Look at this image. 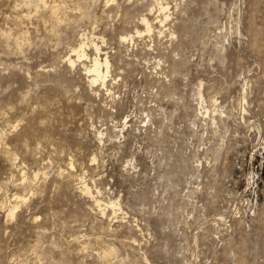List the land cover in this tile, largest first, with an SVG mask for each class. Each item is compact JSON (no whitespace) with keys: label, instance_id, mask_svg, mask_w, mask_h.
<instances>
[{"label":"rangeland","instance_id":"obj_1","mask_svg":"<svg viewBox=\"0 0 264 264\" xmlns=\"http://www.w3.org/2000/svg\"><path fill=\"white\" fill-rule=\"evenodd\" d=\"M47 1L0 0V264H264V0Z\"/></svg>","mask_w":264,"mask_h":264},{"label":"bare ground","instance_id":"obj_2","mask_svg":"<svg viewBox=\"0 0 264 264\" xmlns=\"http://www.w3.org/2000/svg\"><path fill=\"white\" fill-rule=\"evenodd\" d=\"M34 8H36L37 11L40 10V9H43L45 11V13L48 15V18L51 19L54 23H56V22L59 23L60 20H61V18L59 16L61 14L62 7H61L60 4H58L56 2L49 3L47 0H39V3H37ZM154 10H156L158 12V16L159 15H161V16L163 15L164 19H167L168 16H165V15L170 10V7H169V5L165 4L163 2V0H159V1H157L155 7L150 12H153ZM29 11H31V10H29ZM149 15H152V13L149 14ZM27 16H28V13H27ZM22 17H24V16H22ZM51 20H50V22H51ZM160 22L163 23L162 20ZM141 25L144 27V30L141 31V32L138 31L137 32L138 34H142V32L150 34L154 30L153 22L151 21V18L148 17V16H143L142 17ZM55 31H56V29H55ZM81 38L82 39H81V42L78 45V47H75V48H73L71 50V54L67 55L65 61L69 65L75 66V64L78 61H80V60H82L84 58H87V59L89 58L88 54L86 53V49L87 48H92L96 52V57L91 61L92 62L91 66H84L86 74H88L89 77H91V80H90L91 86L105 85L106 80H107L108 75H109V71H110V62H109L108 57H106L105 60L101 59L100 56H101L102 50H101V46L95 40L96 37H92V39H90V38H88L87 36L84 35ZM127 39H128L127 37H122V40L126 41ZM100 135H102V134H100ZM11 157H12V155H11ZM12 158H14V157H12ZM12 158H11V160H13ZM14 160H16V158H14ZM11 163H14V162H11ZM73 168H74V165L71 164V169H73ZM23 173H24L23 174L24 178H26L25 172H23ZM38 176H39V174H36L35 175V179H37ZM25 180H27V178ZM78 180H81V182H80L81 183L80 184L81 187L80 188H81V191L83 192V194H85V196H87L88 198H90V200H92L94 202V204L99 208L101 213L105 214V211H106V209L109 208V205L105 204L101 200H99V197L94 193V191L87 184V182L84 180V178H81V179H78ZM29 181H31V179ZM30 183H33V181L30 182ZM30 183H28L29 185L26 186V187H25L26 182L24 183L25 189H27L28 187L32 186V184H30ZM29 193L31 195H33V192H29ZM97 193L99 194L100 192H97ZM14 200L16 201V205H13V207L9 211V217H11L12 219L15 217L16 212H17V210L20 207L19 204H23V203L27 202L28 201V197H27V195L26 196H24V195L20 196L18 194H14ZM14 200H13V202H14ZM111 207L114 208L115 204L111 203ZM115 214H116V212H115ZM75 240H76V238H75ZM113 255H114V250H109L108 252H105L104 257L113 256Z\"/></svg>","mask_w":264,"mask_h":264}]
</instances>
